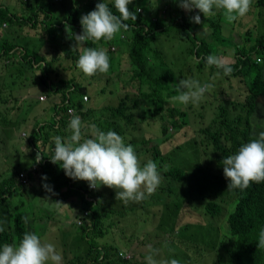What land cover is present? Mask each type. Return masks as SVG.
I'll return each mask as SVG.
<instances>
[{
	"label": "trees",
	"instance_id": "trees-1",
	"mask_svg": "<svg viewBox=\"0 0 264 264\" xmlns=\"http://www.w3.org/2000/svg\"><path fill=\"white\" fill-rule=\"evenodd\" d=\"M65 1L76 7L67 8L62 12H60L61 9H54L51 12L49 7L54 8L51 5L54 0H20L19 2L0 0V59L7 57L11 52L13 57L10 61L19 65V60L30 65L28 71L20 68L17 79L26 77L25 81H28L27 75L33 72L34 67L40 69L42 73L41 75L35 74L38 78L35 82L44 88L49 99L54 100L53 106H49L53 113L51 121L49 123L44 121L40 126V121L36 120L32 124V136H29L28 140L35 158L33 167L38 166L49 178L46 183L52 187L53 192L51 193L59 195L62 203L72 196L81 197L84 203L81 212L84 213L87 210L91 212V225L83 228V238L89 239L91 247L87 258H77L76 264H140L134 262L133 259H124L120 256L122 252L117 247L108 243L100 244L97 239L106 238L112 231L109 228H113L115 222L119 230L113 229V231L120 232V229H123L120 227L122 220L118 218L124 220L127 215L133 214L137 217L140 214L139 209H147L146 198L148 196L144 199L145 204L133 201L125 204L116 199V190L108 187L106 191L99 189L90 191L88 182L80 181L83 184L84 193H81L82 189L79 187L76 190L71 189L70 181L74 180L65 174L59 162L53 163L51 159L48 160L50 156L53 158L54 151L52 154L51 152L47 154L39 144L46 146L55 136L67 138L70 135L68 124L74 115L81 118L83 125L92 121V124L102 131H115L123 138L126 145L133 146L135 152L137 150L146 153L157 163L162 181L153 195L159 197V225L154 231L149 230L151 233L147 236V243L153 245L159 243V249L165 253L163 260L178 259L179 264H184V262L186 264L187 260L189 264H203L199 263L202 262L200 258L203 255H196V258L186 257L190 250L196 249L211 254L210 264L226 262L227 264H264V249L257 247L259 232L264 229V182L251 183L245 190L228 191V187L225 188V183H221L220 179L213 180L207 177L204 181L197 182L195 176V171L199 170V162L204 154L214 156L216 164L213 168L225 178L222 163L224 157L235 154L243 144L258 138L254 133L253 118L260 107V99L264 98V36L258 38L250 49L244 46L237 48L236 63L229 64L232 68L229 75H224L223 70L220 69L217 70L220 72L217 76L215 68L212 66L209 68L210 77L216 76L218 81L237 79L243 82L247 88L244 101L226 100L220 106L218 105L210 123L200 130L205 135L203 138L178 144L169 153L163 154L161 146L170 142L174 134L190 125L192 110L196 108L192 103L180 107L176 105L177 102L171 100V97L177 95L175 84L179 82V79L187 78V75L183 76L185 69L181 60L192 58L196 70L202 71L206 63L205 58L197 61L195 55L198 57L211 54L205 41L198 48L199 37L193 34L196 27L191 18L181 16L170 22L158 19L149 24L141 8L155 5L160 0H132L129 10L136 14L137 19H129L125 22L129 25L126 32L131 34L132 39L124 35L118 38L123 42L118 49L122 54H127L128 66L123 65L121 57L114 56L112 51L116 49L113 47V50L111 48L108 52L109 71L107 73L97 72L89 77L76 66L81 52L68 54L66 51L71 50L76 43L74 35L82 33L81 16L95 10L96 4L103 0H87L85 5H81L84 0ZM105 2L115 14L119 15L112 0H105ZM5 5L6 7H3ZM252 6L264 10V0H252ZM18 10L22 12L18 13ZM79 10H82V14ZM214 11L216 14L207 18L200 13L203 17L202 23L196 26H200L201 29L210 28L211 39L225 46L228 38L222 30L224 17L217 10L214 9ZM4 24L7 25L6 28L8 26L16 28L14 35L5 31ZM179 27L181 31H175ZM172 34L183 36L188 41V45L181 49L180 55L170 56L169 49L162 50L160 47L163 42L170 39ZM252 35L251 31L246 32L245 41H251ZM14 36L17 41L26 46H29L27 39H36L41 47L40 55L32 50L29 51L25 46H19L18 43H16V48L8 46L7 43L14 39ZM58 39H60V46L54 47L53 43L56 44ZM108 42L87 41L85 47L99 48L100 45ZM173 47L176 48L175 45ZM45 48L48 50L44 51ZM61 53L64 54L61 55ZM70 64H72L71 70L76 66L78 73L66 79L64 75L69 70L67 65ZM5 70L8 73V67ZM122 71L127 74V79H122ZM188 73L191 75V68ZM2 74L4 75L5 71ZM99 76L113 77L119 86L123 85L124 91L119 93L125 96L121 98L118 106H102V103L113 95L112 92L108 94L104 86L99 92V96L105 95L103 100H97L91 94L90 89L93 82L89 80H96ZM79 77L80 80H78ZM16 82L14 80L13 84L15 85ZM209 83L216 86L214 82ZM21 89H18L17 94ZM3 99L0 96V100ZM145 103L159 105V107L153 108L149 114L144 115ZM200 106L207 110L212 104L207 107L203 104ZM69 109H72L71 114ZM158 115L159 145L146 148L149 141L145 139L140 143L141 139H137V135L146 134L147 129L144 124L143 126L141 124ZM48 130L54 131V135L49 140H47ZM86 131L87 128L82 129L83 134ZM84 136L92 138V136ZM53 147L55 149V145ZM17 153L23 156L19 151ZM38 153L42 159L36 162ZM24 155L27 157L26 154ZM30 157L32 159L31 155ZM21 171L19 169L13 176L7 175V178L1 182L0 206L8 199L6 194L10 199L24 194L17 189ZM217 184L221 188H218ZM65 187L70 190L68 193H63L62 189ZM222 189L224 192L220 191ZM85 191L92 192L89 195L95 199V203L87 200ZM114 201L120 202L119 208L113 207ZM196 215H200L202 221H197ZM167 216L170 217L169 221H167ZM9 217H14V223L12 226L3 227L4 231L0 232V247L4 244L14 245L20 242L24 233L28 232L27 225L22 220L23 217H27L26 214L17 213ZM185 217H188L189 221H185ZM193 225L211 228L218 232L219 244L216 249L225 251L224 258L226 259L221 258L220 251L213 252L208 246L206 250H201L190 245L191 243L196 247L202 246L200 242L184 238V234L189 233ZM169 238L171 239L168 240ZM164 240L176 247V254H171L173 251L166 246L167 243H164ZM46 242L49 243V241ZM144 254V259H146L151 253L148 250ZM89 259L92 261L88 262Z\"/></svg>",
	"mask_w": 264,
	"mask_h": 264
},
{
	"label": "rangeland",
	"instance_id": "rangeland-1",
	"mask_svg": "<svg viewBox=\"0 0 264 264\" xmlns=\"http://www.w3.org/2000/svg\"><path fill=\"white\" fill-rule=\"evenodd\" d=\"M10 1L19 2L20 0ZM86 1L87 0H84L81 5H85ZM20 5L22 6L21 2ZM51 5L54 7H49L51 12H53L54 9H61L60 12H62L67 8L76 7V5H73L65 0H54ZM3 7H6V5ZM17 12L19 13L22 11L18 10ZM79 12L82 14V10H79ZM141 12L149 24L158 19L170 22L181 16L192 18L193 16L200 14L198 13V9H193V11L188 12L180 8L179 0H175V2L174 0H160L159 3H156L155 5H148L144 8H141ZM217 12L222 14V11L220 10H217ZM223 23V34L228 38L225 46L219 45L211 39L210 28L201 29L200 26L198 27L196 26V23H193V25L196 27L193 30V34L199 37V40L197 41L198 48L201 47L205 41V44L207 48L210 49L211 54L226 58L229 64L236 63L235 53L237 48L244 46L247 48L249 47L248 49H250L258 38L264 36V10L255 8L252 5L250 11L244 17L231 24L227 23L224 19ZM4 27L6 28L7 25L4 24ZM15 30L16 28H12V26H8V28L5 29L7 33H12L13 35ZM175 31L179 32L181 31V28L179 27ZM248 31H251L253 34L251 41H245L244 36ZM123 35L130 40L132 39L131 34L127 33L126 31H121V33L117 34V36L112 41H109L104 45H100L99 48L102 47L106 49L108 53L110 49L112 48L113 50L114 47L116 49L115 51H112L114 56L118 58L121 57L123 65L128 66L126 61L127 54H122L118 49L123 43L119 41L118 38H121ZM27 41L31 43L36 49H41L40 44L36 39L30 38L29 40L27 39ZM16 43H18L19 46L26 47V45H23L20 41H17L15 36L14 39H11V41L7 43V45L16 48ZM174 45L176 48L173 47ZM187 45L188 41L183 36L172 34L170 39H168L166 42H163L160 47L162 50L169 49V55L174 56L180 55L181 49L185 48ZM53 46H60V39H58L56 44L53 43ZM47 50L48 49L46 48L44 49V51ZM81 51L82 49L80 52ZM66 52L69 54L72 52V49ZM12 57L13 56L10 52V55L0 59V96L4 98L3 100H0V112H2V115H0V185L1 182L7 178V175L13 176L14 173L20 169L22 171L19 172V183L17 185V189L21 190V192L24 194L11 199L9 198L8 194H6L8 199L0 206V226H12V223H14V217L16 218V216L13 218H10L9 216H13L17 213H26L25 209L21 205L23 202L26 204L25 208L32 210V212L36 214L37 218V223H34L33 221L32 224L28 219V222L26 223L28 231L36 233L40 237H42L48 231L44 238L45 240L49 241V243H53L54 245L57 242L59 243L58 246H56V249L63 257L62 264H76L77 258H87V253L91 247L89 239L83 238V228L91 225V212L89 210L85 211L84 213L81 212L84 203L81 201V197L78 198L77 196H72L67 201L63 202L69 207L62 205L61 207H63V210H61V207L56 208L53 206V201L61 202L59 199L60 196L56 195L55 193L47 192L44 189L43 183L46 181L43 180L42 177H45V175L38 166L33 167L35 158L32 155L33 148L31 147L28 139L30 138L29 136H32V124L35 123L36 120L40 121V126L44 123V121H48V123L51 121L53 113L51 107L49 106H53L54 100L49 99L44 88L40 87L39 84L36 83L38 78H35L36 82L31 83L30 78L32 75H41L42 71L40 69L34 67L33 72L27 75L29 78L28 81H25L26 77L17 79L20 68L22 67L24 71H28L30 65L19 60V65L15 64L13 61H10ZM206 57L207 56L204 55L198 57L195 55V59L197 61H201ZM181 62L185 69L183 76L187 75V78H193L199 81L201 79V84H203L204 81L208 83L214 82L216 86L212 87L209 90V93H205L198 105L196 104L194 106L196 108L192 110L190 125L179 133L174 134L170 142L161 146L163 154L169 153L172 149L178 146V144H184L187 141H194L196 139L203 138L205 135L201 133L200 130L210 123L214 117V112L218 108V105L220 106V104L226 100L242 102L247 95V88L245 84L237 79H230L229 81H223L222 79V81H218L216 76H214L215 79L210 77V66H208L205 62L204 69L205 67L206 69H203L204 73L203 70H196L194 60L192 58L189 60L182 59ZM71 65L72 64L67 65V68H69V70L65 73V77L67 79H70L75 73H78L76 71L77 65L72 67L73 70H71ZM6 67H8V73L5 70ZM212 67L215 68V74L217 73V70H220L215 66ZM190 68L191 75L188 73ZM4 71L5 74L3 75L2 73ZM122 79H127V74H125V72H123ZM14 80L17 81L15 85L13 84ZM78 80H80V77ZM89 81L93 82L90 92L94 97L97 98V100H103L105 98V95L99 96L102 86L105 87L108 94L112 92L113 95L103 102L102 106L116 107L118 106L121 98L125 96L120 95V93H123L124 91L123 85L120 84L119 86L113 77L110 78L109 76H99L96 78V80ZM19 88H22L23 91L17 94ZM9 89H11V91ZM29 89L31 90L29 91ZM11 97H17L18 99L16 98V100H11ZM21 99H23V101H21ZM260 100V107L257 114L253 118L254 133L257 136L259 135V132L264 131V98L262 97ZM2 103H5V105ZM200 104H203L204 107H207L210 104H212V106L210 109L205 110L200 106ZM176 105L180 107L183 106H181V104L178 102ZM158 107L159 105L156 106L145 103L143 106L144 115L149 114L153 108ZM143 124L147 130H145L146 134L137 135V139H141L140 143L146 139L149 141V144L146 146V148L159 145V115L154 118H149L146 123H142L141 126H143ZM86 125L88 127H86L87 131L84 135L91 137V127L93 126L92 121L87 122ZM53 135L54 131L48 130L47 140H49ZM52 138L51 142L47 143L46 146H43L42 143L39 144L40 148L47 154L50 152L52 154L54 151L53 146L55 145V142ZM17 151L22 153L23 156L17 153ZM24 154H26L27 157H25ZM30 155L32 156V159ZM136 155L138 156L142 166L149 159L153 161V158L141 151L136 150ZM50 159H52V156H50L48 160L50 161ZM182 163L184 165L183 161ZM215 164L216 162L213 155L202 154L201 161L199 162L200 168L199 170L195 171L197 182L204 181L207 177L213 180L220 179V182L225 183V188H227L229 181L214 170L213 166ZM22 176L24 177L26 183L20 181ZM47 179L49 178L47 177ZM70 183L72 185L71 189L74 188L76 190L79 187L82 189L81 193H84V189L82 187L83 184L79 180L70 181ZM217 187L221 188L218 186V184ZM97 189L106 191L108 188L106 186H100ZM97 189H91L89 187L90 191H96ZM62 191L63 193H68L70 190L65 187L62 189ZM220 191L224 192L223 189ZM91 193L92 192H86L87 200L89 202L95 203V199L89 195ZM146 197L148 203L147 209H139L140 214L137 217L134 214L131 216L127 215L124 220L122 218L116 217L122 220L120 227L123 229H120V232L113 231V229L119 230L117 223L115 222V226L113 228H109L112 229V231L109 232L106 238L97 239V242L100 244L108 243L109 245L117 247L120 252H122L120 256H122L124 259H133L134 262H139L140 264H147V262H145L146 259H144V253L149 250V245L154 247V249H159V243L155 245L150 244L149 242L147 243V236L151 233V231L156 229L157 225H159V197L154 196L153 194L146 195ZM140 203L145 204V201L143 200ZM20 205L21 208H19ZM112 205L114 208H119L120 202L114 201ZM2 206H4V208ZM7 211L9 214L6 213ZM195 217L197 221H202V217L200 215H196ZM169 220L170 217L167 216V221ZM184 220L189 221V218L185 217ZM87 223H89V225H86ZM35 224H37L36 232L34 230ZM32 226L34 228L31 230ZM150 227L151 229H149ZM149 230L151 231L149 232ZM184 238L197 241L202 244L201 247H196L190 243V245L194 248L206 250V247L208 246L213 252L220 251L216 249L219 244V235L214 229L207 227H197L193 225L191 231L187 234H184ZM170 239L171 238L168 240ZM164 243H167V241L164 240ZM166 246L169 249H172L173 253L171 254L177 253V249L172 245V243H167ZM196 255H203L200 258L202 262L199 263H211V254L207 251H197L196 249H192L188 252L186 257L193 256V258H196ZM219 255L221 258H224L225 251H220ZM164 257V251L159 249V254L154 258L159 261L163 260ZM90 261L92 260L89 259L88 262ZM186 264H189L188 260ZM224 264H227V262Z\"/></svg>",
	"mask_w": 264,
	"mask_h": 264
},
{
	"label": "clouds",
	"instance_id": "clouds-1",
	"mask_svg": "<svg viewBox=\"0 0 264 264\" xmlns=\"http://www.w3.org/2000/svg\"><path fill=\"white\" fill-rule=\"evenodd\" d=\"M112 2L119 15L103 0L96 4L95 10L81 16L82 33L74 35L76 43L72 46V52L82 49L77 67L89 77L97 72L107 73L110 59L106 49L85 47V43L112 41L122 30L129 29L126 21L137 19L136 14L129 10L132 0ZM251 5L252 0H179L180 8L188 12L198 9L205 18L214 16V9L220 10L229 24L244 17ZM191 20L196 24L202 23L200 14L193 16ZM205 61L210 67L222 69L224 75L232 72L226 58L210 54ZM216 75H220V72ZM212 87L214 85L211 83L201 84L193 78L179 79L175 84L177 95L171 97V100L181 105H196ZM69 112L71 114L72 109ZM86 127L88 126L82 124L81 118L74 115L68 124L70 135L67 138H52L55 142L54 156L51 159L53 163L59 162L69 178L86 181L91 189L100 186L115 189L116 199L125 204L130 201L139 203L146 198V194L155 192L162 181L156 162L149 159L142 166L133 146L126 145L115 131L105 132L93 125L92 138H85L82 129ZM41 159L38 153L36 162ZM222 163L224 176L229 181L228 191L245 190L251 183L264 182V131L259 132L258 138L243 144L235 154L225 156ZM42 179L46 181L47 177ZM43 187L47 192H53L47 183ZM62 205L69 207L60 201H53L56 208ZM22 220L27 223L28 217H23ZM3 231L4 228L0 226V232ZM148 247L151 254L146 257L147 264H179L176 259L158 261L154 257L159 254V249H153L151 245ZM257 247L264 249V229L259 232ZM62 260V255L53 243L42 241L39 235L32 232H25L18 244H4L0 247V264H62Z\"/></svg>",
	"mask_w": 264,
	"mask_h": 264
},
{
	"label": "crops",
	"instance_id": "crops-1",
	"mask_svg": "<svg viewBox=\"0 0 264 264\" xmlns=\"http://www.w3.org/2000/svg\"><path fill=\"white\" fill-rule=\"evenodd\" d=\"M28 49H29V51H33V52H36V53H38V55H40V51H39V49H36L35 47H33L32 46V44L31 43H29V46H26ZM62 66H66V65H62ZM61 66V67H62ZM65 76V75H64ZM35 78H37V77H35V75H32L31 76V83H34L35 82ZM66 78V77H65ZM67 79V78H66ZM40 86V85H39ZM40 87H42V86H40ZM31 88V87H30ZM31 89H29V91H30ZM23 90L21 89V91L19 92V93H21ZM18 93V94H19ZM11 100H16V97H14V98H12L11 97ZM21 101H23V99H21ZM3 105L5 104V103H2ZM49 179H47L46 180V182L48 181ZM45 182V183H46ZM45 183H43V184H45ZM22 207L25 209V211H26V213L25 214H27L28 215V219H29V221H30V223L32 224V222L34 221V223H37L36 222V220H37V218H36V214H34L33 212H32V210H28L27 208H25V206H26V204L25 203H23L22 202ZM61 210H63V207H61ZM7 214H9V212L7 211L6 212ZM34 227L32 226L31 227V230L33 229ZM35 232H36V230H37V224H35ZM29 232V231H28ZM48 233V231L41 237L42 238V240L44 241V242H46L47 240H45V236H46V234ZM58 244L59 243H56V245L55 246H58Z\"/></svg>",
	"mask_w": 264,
	"mask_h": 264
},
{
	"label": "built area",
	"instance_id": "built-area-1",
	"mask_svg": "<svg viewBox=\"0 0 264 264\" xmlns=\"http://www.w3.org/2000/svg\"><path fill=\"white\" fill-rule=\"evenodd\" d=\"M200 16H201V20H202V18H203V17H202V15H201V14H200ZM258 61L260 62V59H258ZM20 179H21V182H23V183H26V181H25V179H24V177H23V176H22Z\"/></svg>",
	"mask_w": 264,
	"mask_h": 264
}]
</instances>
